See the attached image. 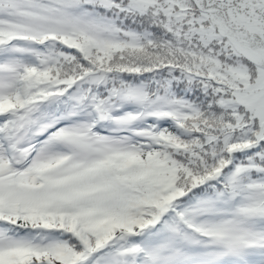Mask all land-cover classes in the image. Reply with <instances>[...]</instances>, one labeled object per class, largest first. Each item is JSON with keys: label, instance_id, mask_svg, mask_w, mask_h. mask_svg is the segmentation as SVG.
I'll return each instance as SVG.
<instances>
[{"label": "snow or ice", "instance_id": "1", "mask_svg": "<svg viewBox=\"0 0 264 264\" xmlns=\"http://www.w3.org/2000/svg\"><path fill=\"white\" fill-rule=\"evenodd\" d=\"M0 264H264V0H0Z\"/></svg>", "mask_w": 264, "mask_h": 264}]
</instances>
